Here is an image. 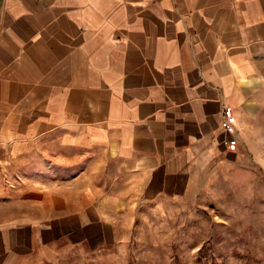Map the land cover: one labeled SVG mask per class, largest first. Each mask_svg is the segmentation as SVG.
<instances>
[{
	"label": "crops",
	"instance_id": "0c3cea01",
	"mask_svg": "<svg viewBox=\"0 0 264 264\" xmlns=\"http://www.w3.org/2000/svg\"><path fill=\"white\" fill-rule=\"evenodd\" d=\"M248 163L264 0H0V264L110 242L116 218Z\"/></svg>",
	"mask_w": 264,
	"mask_h": 264
},
{
	"label": "rangeland",
	"instance_id": "374dc122",
	"mask_svg": "<svg viewBox=\"0 0 264 264\" xmlns=\"http://www.w3.org/2000/svg\"><path fill=\"white\" fill-rule=\"evenodd\" d=\"M256 167L225 174L195 201L160 199L116 218L110 242L61 235L21 264H264V168Z\"/></svg>",
	"mask_w": 264,
	"mask_h": 264
}]
</instances>
